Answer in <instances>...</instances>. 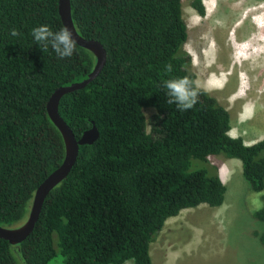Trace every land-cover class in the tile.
<instances>
[{
    "label": "trees",
    "instance_id": "16d2710c",
    "mask_svg": "<svg viewBox=\"0 0 264 264\" xmlns=\"http://www.w3.org/2000/svg\"><path fill=\"white\" fill-rule=\"evenodd\" d=\"M77 33L106 51L100 72L65 93L58 112L78 139L93 125L98 138L79 145L67 176L45 196L32 231L11 244L0 237V264H152L150 244L182 209L220 206L226 185L208 157L241 162L253 191L264 189V137L230 136L229 111L197 88L193 108L167 104L163 82L187 77V24L182 0H70ZM191 6L204 15L202 0ZM64 28L58 0H0V225L26 219L37 186L63 160L61 132L46 103L53 91L83 80L96 56L76 43L72 57L42 51L31 30ZM21 35L12 37L11 29ZM171 65L170 72L165 70ZM151 107V131L144 109ZM192 159L204 167L190 170ZM264 221L262 206L254 212ZM21 221V223H22ZM264 245V232L258 234Z\"/></svg>",
    "mask_w": 264,
    "mask_h": 264
},
{
    "label": "rangeland",
    "instance_id": "374dc122",
    "mask_svg": "<svg viewBox=\"0 0 264 264\" xmlns=\"http://www.w3.org/2000/svg\"><path fill=\"white\" fill-rule=\"evenodd\" d=\"M191 1L182 0L188 32L182 48L190 55L195 83L229 111L233 134L237 132L246 140L262 139L264 46L261 50L257 47L250 50V56L242 53L238 56L231 38L248 40L252 42L250 45H255L260 38L259 43L264 45V37H258L264 36V6L256 0H202L205 13L200 15L190 6ZM258 23L261 25L256 27ZM219 73L225 74L220 83L211 77ZM241 73L243 82L247 81V92L245 97L235 98L233 108L230 93L235 91L237 84L240 85ZM245 98H248L247 111L242 106ZM240 107L243 113L237 116ZM143 111L150 132L155 111L151 107ZM208 161L220 169L221 177L226 181L223 203L217 207L199 204L169 217L150 244L152 264H264V245L258 237L264 232V221L253 216L263 204L264 189H250L242 176L239 159L214 154ZM202 167L199 160H191L190 170ZM228 171L230 175L226 178ZM53 237L56 254L48 264H63L57 251L56 234Z\"/></svg>",
    "mask_w": 264,
    "mask_h": 264
},
{
    "label": "water",
    "instance_id": "95a60500",
    "mask_svg": "<svg viewBox=\"0 0 264 264\" xmlns=\"http://www.w3.org/2000/svg\"><path fill=\"white\" fill-rule=\"evenodd\" d=\"M58 13L64 28L66 27L72 32L77 44L93 52L96 56V62L92 71L86 78L81 81L56 88L47 100L46 110L52 122L61 132L65 145V154L62 162L52 172H50L35 189L26 219L14 227H5L0 225V237L8 240L11 244L24 240L32 231L41 211L45 196L70 172L76 161L79 145L90 144L99 136L98 129L93 125L90 129L85 130L80 138L77 139L70 127L60 116L58 112V104L60 98L65 93L83 88L87 83L96 77L106 61V51L98 40L86 39L77 33L72 21L70 0H58Z\"/></svg>",
    "mask_w": 264,
    "mask_h": 264
},
{
    "label": "clouds",
    "instance_id": "9594fccd",
    "mask_svg": "<svg viewBox=\"0 0 264 264\" xmlns=\"http://www.w3.org/2000/svg\"><path fill=\"white\" fill-rule=\"evenodd\" d=\"M9 35L19 37L21 33L13 28ZM31 36L34 44L39 45L42 51H47L51 47L58 59L70 58L76 51V41L72 32L66 27L59 31H53L46 24L40 25L31 30ZM165 70L170 72L172 66L166 65ZM163 87L166 90L167 104H175L180 111L193 108L197 102L198 92L196 89L199 88V84L193 87V82L187 77L165 80Z\"/></svg>",
    "mask_w": 264,
    "mask_h": 264
},
{
    "label": "crops",
    "instance_id": "0c3cea01",
    "mask_svg": "<svg viewBox=\"0 0 264 264\" xmlns=\"http://www.w3.org/2000/svg\"><path fill=\"white\" fill-rule=\"evenodd\" d=\"M260 37H264L263 35H261ZM247 43V42H249V44H252V42L250 43V41H248V40H242V42H240V41H237V43H239L240 45L242 44V43ZM257 47V45H255L253 48L255 49ZM252 48V49H253ZM210 65V64H209ZM222 74H224V73H222ZM219 75V76H218ZM216 76V77H215ZM241 77H240V85H238L237 84V87H236V89H235V91H233L232 93H230L232 96H233V98L232 99H230V105H232V107L234 108V105H233V103H234V100H235V98L236 97H245L246 96V92H247V83H246V81H244V85H242L243 83V77H242V73H241V75H240ZM211 77H213L214 79H215V81L216 82H218V83H220L223 79H224V76L222 75L221 76V74H214V76H211ZM218 78V79H217ZM245 88V89H244ZM247 99L248 98H245V101H244V103H243V105L242 106H245V108H246V111H247ZM231 108V107H230ZM229 108V106H228V109H230ZM244 108V109H245ZM233 110V109H232ZM231 111V110H230ZM246 111H245V113H246ZM242 113H243V110H242V107H240L237 111H236V114H237V116H240V115H242ZM232 130V127L230 128V130H229V135L230 136H233V137H235V136H238V133L236 132H234L235 134H233V132L231 131ZM264 137V136H263ZM260 138H257V139H248V140H246V139H244L243 138V140H244V142L246 143V144H252V143H254L255 141H257V140H259ZM229 165V164H228ZM228 169V168H227ZM218 174H219V176H220V178H221V180L224 182V183H226V181H225V179H223L222 177H221V171H220V169L218 170ZM230 175V171H228V172H226V178H227V176H229Z\"/></svg>",
    "mask_w": 264,
    "mask_h": 264
},
{
    "label": "bare ground",
    "instance_id": "6f19581e",
    "mask_svg": "<svg viewBox=\"0 0 264 264\" xmlns=\"http://www.w3.org/2000/svg\"><path fill=\"white\" fill-rule=\"evenodd\" d=\"M260 23H258V25H259ZM261 25V24H260ZM259 31V30H258ZM261 36V35H260ZM260 36H258V37H260ZM262 38V37H261ZM260 39V38H259ZM259 39L257 40V42H256V44L255 45H257V49L259 50L260 48L262 49V47L261 46H264L262 43H259ZM237 40V39H236ZM235 39H232L231 38V42H232V44L234 43V47H235V51H236V54L239 56L241 53L243 54V55H246V54H248V53H251V51H252V48L255 46V45H250L249 44V42H247V43H242L241 45L239 44V43H237V41H236ZM261 40V39H260ZM240 42H242V41H240ZM251 43V42H250ZM258 43V44H257ZM231 46V45H230ZM233 49V48H232ZM260 49V50H261ZM251 50V51H250ZM250 51V52H249ZM256 52V51H255ZM264 53V52H263ZM257 54H258V52H257ZM252 55V54H251ZM248 56H250L249 54H248ZM254 56V55H253ZM242 57H244V56H242ZM246 57V56H245ZM248 58V57H247ZM255 63V62H254ZM225 73V72H224ZM220 74V73H219ZM224 76L225 74H221V76ZM219 76V75H218ZM216 77V76H215ZM213 78V77H212ZM244 78V77H243ZM218 79V78H217ZM247 82V81H246ZM243 84L242 85H244L245 83L244 82H242ZM245 89V88H244Z\"/></svg>",
    "mask_w": 264,
    "mask_h": 264
},
{
    "label": "flooded vegetation",
    "instance_id": "af4514ba",
    "mask_svg": "<svg viewBox=\"0 0 264 264\" xmlns=\"http://www.w3.org/2000/svg\"><path fill=\"white\" fill-rule=\"evenodd\" d=\"M256 1H261V6H264V0H256ZM190 6H191V4H190ZM192 7V6H191ZM193 8V7H192ZM194 9V8H193ZM195 10V9H194ZM196 11V10H195ZM197 12V11H196ZM258 26V24H256V27Z\"/></svg>",
    "mask_w": 264,
    "mask_h": 264
}]
</instances>
